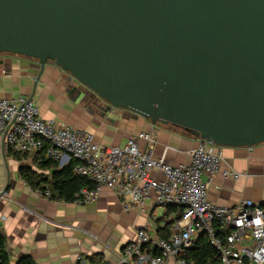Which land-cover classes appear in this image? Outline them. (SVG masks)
Listing matches in <instances>:
<instances>
[{
	"label": "water",
	"instance_id": "95a60500",
	"mask_svg": "<svg viewBox=\"0 0 264 264\" xmlns=\"http://www.w3.org/2000/svg\"><path fill=\"white\" fill-rule=\"evenodd\" d=\"M0 55L38 81L53 64L108 111L264 144V0H0Z\"/></svg>",
	"mask_w": 264,
	"mask_h": 264
},
{
	"label": "crops",
	"instance_id": "0c3cea01",
	"mask_svg": "<svg viewBox=\"0 0 264 264\" xmlns=\"http://www.w3.org/2000/svg\"><path fill=\"white\" fill-rule=\"evenodd\" d=\"M39 74L40 67L34 60L0 55V98L33 97L43 120L89 132L101 145L123 147L134 136L155 133L152 150L156 159L170 166L191 162L190 152L200 140L172 127L153 126L149 120L127 112L108 111L89 97L80 100L79 113L68 118L63 107L82 99L80 92L70 87L74 83L53 64L38 81ZM139 145L141 149L147 146L144 141ZM223 151L221 173L212 179L209 200L230 209L245 201L264 207V144ZM23 167L38 170L30 160L18 161L7 155L0 139V191L4 189L8 195L7 200H0V232L6 238L10 264H18L25 256L37 264H73L79 257L96 264H118L120 252L134 241L140 227H146L152 238L167 239L179 213V208H164L163 217L157 219L159 207L153 200L141 212L109 190L85 205L48 200L22 179ZM228 170L242 176L237 181L226 179L223 172ZM45 175L50 178L48 172Z\"/></svg>",
	"mask_w": 264,
	"mask_h": 264
},
{
	"label": "built area",
	"instance_id": "2783aa9c",
	"mask_svg": "<svg viewBox=\"0 0 264 264\" xmlns=\"http://www.w3.org/2000/svg\"><path fill=\"white\" fill-rule=\"evenodd\" d=\"M0 139L10 156L33 157L42 163L45 154L59 168L76 161L74 175L94 186L82 189L76 204L94 203L109 190L141 212L151 200L157 207L179 208L169 238H152L146 227H140L134 241L120 252L118 264H189L185 255L202 233L220 254L219 264H264V207L245 201L230 209L208 198L212 179L224 162L221 147L200 140L190 152V163L170 166L154 157L155 133L134 136L123 147L97 144L89 132L43 120L31 98H0ZM140 141L146 142L145 149ZM223 176L237 181L242 175L228 170ZM40 194L51 199L49 190ZM7 199L2 189L0 200ZM73 264L96 263L79 257Z\"/></svg>",
	"mask_w": 264,
	"mask_h": 264
},
{
	"label": "trees",
	"instance_id": "16d2710c",
	"mask_svg": "<svg viewBox=\"0 0 264 264\" xmlns=\"http://www.w3.org/2000/svg\"><path fill=\"white\" fill-rule=\"evenodd\" d=\"M16 160H25L23 156L14 155ZM42 163H38V170L30 167L20 169L22 179L27 185L41 192L50 191L52 201L74 203L76 195L82 189H93V183L86 178L75 176L74 167L76 161L59 168L58 163L51 159L46 160L42 154ZM40 171V172H39ZM49 173L50 178L45 173ZM175 210V207H172ZM171 209V210H172ZM156 252V251H155ZM189 264H219L220 254L211 244L207 234L202 233L195 240L194 246L185 255ZM0 264H10L6 252V238L0 232ZM18 264H37L30 256L23 257Z\"/></svg>",
	"mask_w": 264,
	"mask_h": 264
},
{
	"label": "rangeland",
	"instance_id": "374dc122",
	"mask_svg": "<svg viewBox=\"0 0 264 264\" xmlns=\"http://www.w3.org/2000/svg\"><path fill=\"white\" fill-rule=\"evenodd\" d=\"M73 85L74 87L70 86L72 89H75L76 93H79L80 90H79V86L77 84H71ZM82 99H79L78 101L74 98L75 101H70L68 102L64 107H63V110L66 111V114L68 115V118H74L75 115H77L79 113L78 111V106L80 105V100H84L85 98L87 99V96L85 97V95H83L81 97ZM99 107H105L104 105L100 104ZM92 113H95V112H92ZM24 159H27V160H30L31 162H33L35 164V166L38 168V163L37 161L33 158V157H26ZM40 172V171H39ZM158 211H159V217L157 219H161L163 217V214L165 212V209L163 207H159L158 208Z\"/></svg>",
	"mask_w": 264,
	"mask_h": 264
}]
</instances>
